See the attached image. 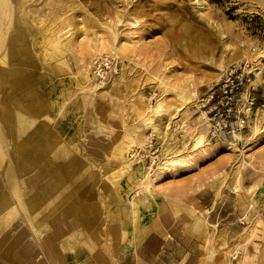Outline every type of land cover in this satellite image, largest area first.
Instances as JSON below:
<instances>
[{"label":"rangeland","instance_id":"rangeland-1","mask_svg":"<svg viewBox=\"0 0 264 264\" xmlns=\"http://www.w3.org/2000/svg\"><path fill=\"white\" fill-rule=\"evenodd\" d=\"M0 35V72L13 71L6 88L0 73V131L9 104L28 143L5 145L4 185L9 166L23 194L3 228L44 238L66 221L80 264L134 248L146 208L168 207L199 226L203 264H264V0L0 1ZM240 63L257 106L236 138H212L208 99ZM42 171L69 184L62 206Z\"/></svg>","mask_w":264,"mask_h":264},{"label":"crops","instance_id":"crops-1","mask_svg":"<svg viewBox=\"0 0 264 264\" xmlns=\"http://www.w3.org/2000/svg\"><path fill=\"white\" fill-rule=\"evenodd\" d=\"M6 132L0 131V147L1 139ZM3 159L0 158V164L14 163L12 158L10 161ZM11 173H13L12 170ZM11 173L7 175L9 187L4 185L3 176L0 173L1 216L4 211L6 215L10 211H15L11 195L23 194L19 192L22 189L17 183L15 184L16 179L10 175ZM144 214L145 219L142 224L147 230L141 241L136 239L134 248L120 249L119 254L113 258L110 255L106 257L102 253H98L96 257L93 254L86 256L81 252L80 264H203L201 241L198 236L201 233L197 224L195 225L182 215H177L168 207L156 210L151 205L150 209L146 208ZM76 221L78 223V220ZM96 222L99 221L96 219ZM33 223L37 226L38 222L33 221ZM2 225L0 221V264H78L74 262L70 251L74 240L78 239L77 236L74 239L72 236L77 227L70 223L66 221L57 225L50 223L44 238L35 234L31 235L28 229L21 225L17 226L15 233H10ZM81 228L80 236L85 230ZM83 238L84 236L80 238V242Z\"/></svg>","mask_w":264,"mask_h":264},{"label":"built area","instance_id":"built-area-1","mask_svg":"<svg viewBox=\"0 0 264 264\" xmlns=\"http://www.w3.org/2000/svg\"><path fill=\"white\" fill-rule=\"evenodd\" d=\"M250 74L247 64L240 63L231 67L222 81L213 87L207 109L212 138H236L249 126L257 106L256 85Z\"/></svg>","mask_w":264,"mask_h":264},{"label":"bare ground","instance_id":"bare-ground-1","mask_svg":"<svg viewBox=\"0 0 264 264\" xmlns=\"http://www.w3.org/2000/svg\"><path fill=\"white\" fill-rule=\"evenodd\" d=\"M1 2H5L7 5H8V0H0ZM1 38H2V35H0V41H1ZM59 43V42H58ZM5 59L7 58V56L5 55L4 57ZM1 75L4 77L3 79V87L6 88L7 84H8V81L10 80V75L13 73L12 70H9V69H3L1 70ZM260 74V72H259ZM12 86V85H11ZM3 90V89H2ZM162 102V101H160ZM157 103L159 104L158 106L160 107L161 106V103ZM163 105V104H162ZM160 109V108H159ZM2 116L3 118L6 120L7 124H8V131L9 133L11 134L10 138L8 139H4L2 138L1 139V147H0V156L2 157V159L4 158L5 159V155H8L10 153L7 154V152L4 150L5 149V145L8 144V143H12L14 145V148H15V151L19 152L20 147H23V146H27V144H17L15 142V138H17V129L18 128H21L22 127V119L20 120V117L19 115H17L16 111L11 107V105L7 104L5 106H3L2 108ZM254 119V118H253ZM208 123V122H207ZM253 124H254V121H253ZM259 124V123H258ZM252 125V124H251ZM208 126H209V123H208ZM258 126L259 125H252V127L254 129H256V132L258 131ZM35 135V134H34ZM5 136V134H4ZM195 146L196 147H202L204 145H206L208 143V139H207V136L206 134L204 133H198L197 135H195ZM9 141V142H8ZM14 141V142H13ZM30 148V147H29ZM11 155V154H10ZM12 156V155H11ZM0 157V158H1ZM13 158V157H11ZM28 157L26 156H22L20 158V161H24L25 159L27 160ZM3 161V160H2ZM169 162V160H168ZM177 162V161H176ZM171 164H175V162H170ZM69 169L72 170L73 172L76 171L77 169V166L75 165L72 169V166H69ZM11 170L12 168L10 167H7V172L8 173H11ZM72 171L70 172V174L72 173ZM42 177H45V185H44V189H43V192L44 193H49L50 195H53L54 193L57 194L58 197H56V199H52L50 202H49V205H53V204H58L59 206H62L63 203H66L67 201V196H66V192L68 193L69 192V184L68 183H61L60 185H56L55 181L52 180L49 176V173H47L46 171H42ZM77 175H75L74 179H73V184H76L77 182ZM63 180V179H62ZM65 180V179H64ZM70 181H71V178H70ZM69 181V183H70ZM68 195V194H67ZM133 203V204H132ZM131 206L134 207L133 211L134 212H138L139 213V210H140V207L138 205V201L137 202H134L132 201L131 202ZM136 206L138 208H136ZM66 210H68V208H66ZM75 208L74 207H70L69 208V211H74ZM141 215V214H140ZM34 216L36 217V214H34ZM74 222H76V220H74ZM141 228L138 229L140 230V234H139V237H138V240L141 241L142 238L144 237L145 233H146V230L147 228L145 226H143V224H141L140 226ZM193 230V229H192ZM194 231V230H193Z\"/></svg>","mask_w":264,"mask_h":264}]
</instances>
